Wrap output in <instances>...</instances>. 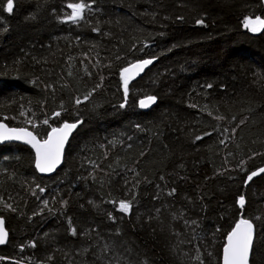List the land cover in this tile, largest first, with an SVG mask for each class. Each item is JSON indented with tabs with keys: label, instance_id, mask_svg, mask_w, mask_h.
I'll use <instances>...</instances> for the list:
<instances>
[{
	"label": "trees",
	"instance_id": "trees-1",
	"mask_svg": "<svg viewBox=\"0 0 264 264\" xmlns=\"http://www.w3.org/2000/svg\"><path fill=\"white\" fill-rule=\"evenodd\" d=\"M6 5L0 122L40 139L81 125L51 176L29 147L0 145V264H222L242 216L257 229L251 264H264V173L248 183L264 167V27L244 26L264 19L263 0ZM146 59L125 98L124 69Z\"/></svg>",
	"mask_w": 264,
	"mask_h": 264
},
{
	"label": "snow or ice",
	"instance_id": "snow-or-ice-1",
	"mask_svg": "<svg viewBox=\"0 0 264 264\" xmlns=\"http://www.w3.org/2000/svg\"><path fill=\"white\" fill-rule=\"evenodd\" d=\"M3 3V0H0V4ZM72 9L71 14L67 16L68 20H71L73 23L77 22L80 19H83V12L87 4L81 3H72L68 5ZM14 8V0H7L6 11L12 13ZM198 24H203V20H198ZM244 26L249 28L251 31L256 32L260 27H264V19L257 17L255 20L245 18ZM259 26V27H258ZM153 63L151 59H146L138 62L133 65L137 70V73L143 71V69L149 64ZM129 69H124V72H128ZM128 79H124V95L125 98L128 94ZM87 99V97H85ZM78 104L80 100L76 101ZM156 102L155 96H148L146 99L140 101L141 108H147L151 103ZM124 107L123 104L120 105ZM56 116H59L60 113H55ZM31 123V121H29ZM44 124H48V120L43 121ZM77 127L76 123H64L62 128H52L51 132L48 133V139L44 140L41 143L31 132H28L24 129L11 128L8 129L5 125H0V140H22L26 139L25 142L32 145L36 149V167L41 172H50L56 165L60 162L64 143L68 138V135L73 129ZM202 137H197L199 140ZM260 172H264V168L260 169ZM257 172L253 171L249 176L248 180H251L253 176H256ZM163 179V178H162ZM41 192L44 189L40 190ZM175 189H172L168 195H173ZM47 204V201L44 202ZM239 206L241 209L245 206L244 196L239 198ZM5 207L11 208V205L6 204ZM131 209V202L121 201L119 204V210L124 213H129ZM14 210V209H13ZM159 211V210H157ZM72 234L76 235V229H72ZM7 238V233L3 229V220L0 218V244L4 243ZM253 240V223L251 220L244 218L241 219L235 224V227L227 234V244L223 248V264H249V257L251 253V245ZM33 246H35L33 244Z\"/></svg>",
	"mask_w": 264,
	"mask_h": 264
},
{
	"label": "water",
	"instance_id": "water-1",
	"mask_svg": "<svg viewBox=\"0 0 264 264\" xmlns=\"http://www.w3.org/2000/svg\"><path fill=\"white\" fill-rule=\"evenodd\" d=\"M263 2H264V0H263ZM151 60L153 61V63H151V64H149L148 66H146V67L143 69V71H141V72H139V73H137V70H136L134 67H132V66L135 65V64H137V63L140 62V61L135 62V63L129 65V66L127 67V69H129V71L123 73V74H124V77L127 78L128 81L139 79V78L142 77V76L145 74V72H146V71H147V70H148V69H149V68L155 63V60H154V59H151ZM146 98H147V97H145V98H143V99H146ZM143 99H141V100H143ZM141 100H140V101H141ZM156 103H157V99H156V102H155V103H151V104L149 105V107H147V108H141V107H140V108H141L143 111H148V110H150V109H151ZM139 105H140V102H139ZM65 123H69V124L76 123V124H77V127L71 131V133L68 135L67 140H66L65 143H64V147H63V151H62V155H61L60 162H59V163L56 165V167H55L52 171H50V172H41V171L36 167V163H35V167H36L37 172L39 173V175H42V176H51V175L55 174V172H56L58 169H60V168L62 167V165H63V163H64V159H65V154H66L67 146H68L69 142L71 141L72 137L74 136V134L76 133V131L78 130V128L80 127V125H81V121H78V122H65ZM0 125H5V126H7L8 129H11V128L24 129V130H26V131H28V132H31V133L33 134V136H35V137L37 138V140H39L41 143H43L44 140L48 139V135H47V137H46L45 139H40V138L34 133V131H33L32 129L28 128V127H12V126H9V125H8L7 123H5V122H0ZM63 125H64V123H63L62 125L58 126V127H55V128H62ZM0 131H2V129H0ZM50 132H51V131H50ZM50 132H49V133H50ZM26 139H27V138L22 139V140H0V145H4V144H8V143H15V144H20V145L27 146V147H29L30 149H32V151H33V153H34V155H35V162H36V155H37V154H36V149L33 148L31 144L25 142ZM263 168H264V167H263ZM261 169H262V168H261ZM256 172H257V175H256V176H253L252 179L248 181V183H250L254 178H256V177H258V176H260V175H262V174L264 173V172H260V169L257 170ZM2 220H3V219H2ZM252 223H253V222H252ZM3 229H4V231L7 233V238H6V240H5L4 243L0 244V246L6 244L7 241H8V232L6 231V223H5L4 220H3ZM256 234H257V229H256V226H255L254 223H253V240H252V245H251V253H250V257H249V264H251L252 250H253V246H254V242H255Z\"/></svg>",
	"mask_w": 264,
	"mask_h": 264
},
{
	"label": "bare ground",
	"instance_id": "bare-ground-1",
	"mask_svg": "<svg viewBox=\"0 0 264 264\" xmlns=\"http://www.w3.org/2000/svg\"><path fill=\"white\" fill-rule=\"evenodd\" d=\"M55 173H56V172H55ZM0 218H2V219L5 221V219H4L3 217H0ZM244 218H245V217H244ZM5 223H6V221H5ZM6 231L8 232V241H9L10 233H9L8 228H7V224H6ZM8 241H7V243H8ZM7 243H6V244H7ZM6 244L1 245L0 247L5 246ZM226 244H227V241H226ZM251 258H252V256H251ZM222 264H223V259H222Z\"/></svg>",
	"mask_w": 264,
	"mask_h": 264
}]
</instances>
